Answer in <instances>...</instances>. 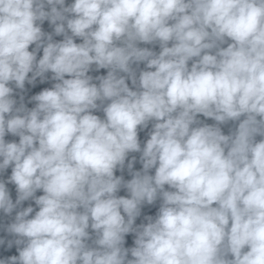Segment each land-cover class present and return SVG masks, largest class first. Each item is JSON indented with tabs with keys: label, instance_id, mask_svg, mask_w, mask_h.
I'll return each instance as SVG.
<instances>
[{
	"label": "clouds",
	"instance_id": "obj_1",
	"mask_svg": "<svg viewBox=\"0 0 264 264\" xmlns=\"http://www.w3.org/2000/svg\"><path fill=\"white\" fill-rule=\"evenodd\" d=\"M65 2L0 0V212L39 208L16 211L6 231L19 254L0 264H264V0ZM93 65L108 70L98 84ZM49 72L35 107L18 105L15 89ZM228 121L240 122L225 135ZM133 152L142 170L133 157L125 181L115 172Z\"/></svg>",
	"mask_w": 264,
	"mask_h": 264
},
{
	"label": "trees",
	"instance_id": "obj_2",
	"mask_svg": "<svg viewBox=\"0 0 264 264\" xmlns=\"http://www.w3.org/2000/svg\"><path fill=\"white\" fill-rule=\"evenodd\" d=\"M74 2V0H66L65 2V6H69ZM59 8V6H57ZM45 10H50V6L45 7ZM40 23V22H38ZM41 28L42 31H44L46 34H51L52 35V39L54 42H60L64 39L63 35L57 36L54 32V28L55 25L51 24L48 20H45L42 22L41 24ZM69 35H71V33H68ZM76 43H81L82 39L81 38H74ZM229 43L231 41H228ZM139 47H147L149 49H151L152 51H155L157 54L160 51V46L158 43L155 44H139ZM171 46V45H169ZM223 47H226L227 45H222ZM35 48V44L30 45L29 46V51H32ZM43 55V50L42 48L40 49V51L37 53V60H39ZM191 64V62H189ZM133 69L136 71L137 76L139 75V72L141 70H148L146 69V66L144 63H140L139 65L137 64H133L132 65ZM154 70V69H153ZM107 69H96V66L93 65L92 69L90 70V72L88 73L89 75L93 76L94 80L93 82L95 83H99L98 81L95 80V77L97 76H106L107 75ZM121 75H126L121 73ZM29 76L31 77V73L29 74ZM52 73H47L45 76V79L43 81H41V78L37 77L36 81L33 84H28L27 82L25 83V88L23 90L20 89H15L14 92V98L17 100V104L19 105V103H21L20 97L23 96V101L22 103L29 109L35 107V101H33L31 99L32 96L38 94L40 91H42L45 88H51L53 86L54 83H56V81H53L51 79ZM65 78H68L67 76ZM126 82L129 84L130 88H133V90H135L134 86L131 84L130 80H126ZM14 87V85H13ZM107 103V102H105ZM93 114L99 115L101 118H103L104 114L102 112V110H95ZM197 119L200 121L201 125L203 124H208V125H216V121L211 119V118H206L204 117L202 114H198ZM244 117H241V120H243ZM240 121H228L225 124H221L219 125V127L221 128L222 132L225 135L231 134L232 132H235L238 124ZM152 123L154 122H150L149 126L147 129L144 130H140L139 131V140H140V144H141V148H143L146 140L149 137V132L151 131L152 128ZM260 139H264V137L261 136H256V140L259 141ZM5 140L6 142H19V137L18 136H13L12 134H7L5 136ZM140 155L141 153L139 152H133V153H129L128 157L125 161V166L124 169L121 171L120 169H117L115 172V175L117 176H123L124 180H130L132 178L131 172L129 171L127 164L129 160H132L133 157H135V163L133 164V168L132 171H140L142 170V163L140 162ZM150 174H154V169L151 170ZM11 175V167H9L7 170H5L3 173H0V180H4L7 181L8 177H10ZM6 187H8L11 198L13 199V202H15L16 198H17V192H16V186L14 184H9L6 183ZM166 189L168 188V186H165ZM171 190V189H168ZM36 196L39 195H43L42 190H38L37 193L35 194ZM118 196H128L127 190L124 188H121V190L117 193ZM161 201L158 199L154 204L152 205H143L141 208V215L136 219L135 221V225L134 226H138L142 223H147V220L145 219V217L147 216H152L155 217L156 214L158 213L159 210V206H160ZM28 206H32L34 208V212L32 214H30L31 216H34L35 211H38L39 208L38 206L35 205V201L33 198H30L29 200L23 201L22 204L16 209L14 210V212L9 216L4 214L3 212H0V239H3L5 241V243L3 245H0V259H5L9 256L12 255H17L18 256V251H17V246L13 243L12 247L9 248L8 247V241L10 240H14L15 237H13L12 235H10L7 231V225L10 224L11 222H13L16 211L22 210L23 208H26ZM90 233H91V229H89ZM93 238H94V234H93ZM134 240H135V233H129L125 236V244L124 246L126 248H131L134 247ZM89 243H91V241H89ZM129 258H131L130 254H129Z\"/></svg>",
	"mask_w": 264,
	"mask_h": 264
}]
</instances>
